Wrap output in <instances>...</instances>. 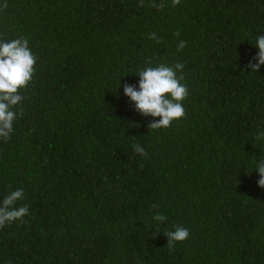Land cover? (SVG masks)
Listing matches in <instances>:
<instances>
[{
	"label": "trees",
	"instance_id": "trees-1",
	"mask_svg": "<svg viewBox=\"0 0 264 264\" xmlns=\"http://www.w3.org/2000/svg\"><path fill=\"white\" fill-rule=\"evenodd\" d=\"M259 34L264 0H0V39L38 58L0 140V198L29 207L0 227V264H264ZM149 62L184 65L167 128L122 94ZM175 225L190 235L170 247Z\"/></svg>",
	"mask_w": 264,
	"mask_h": 264
},
{
	"label": "clouds",
	"instance_id": "clouds-1",
	"mask_svg": "<svg viewBox=\"0 0 264 264\" xmlns=\"http://www.w3.org/2000/svg\"><path fill=\"white\" fill-rule=\"evenodd\" d=\"M149 39H156V34L150 33ZM185 46V42L181 40L177 50ZM252 46L257 52L249 59L245 68L250 69L249 73H256L264 65V34L257 35ZM37 59L27 38L0 39V140H8L14 132V123L19 115L17 105L25 99L21 90L32 81ZM183 68L182 63H157L151 66L149 62L134 75L138 76L136 83L122 85V94L133 106L134 111L143 117L153 118L149 128H167L185 115L183 101L188 95V88L181 82L183 76L177 75ZM120 86L119 78L117 88ZM156 117L159 119L156 120ZM256 139L264 141V129L257 130ZM133 150L141 157L147 156L145 147L140 144H136ZM253 170L259 177L257 186L264 188V158H257ZM23 199V188L11 190L0 198V227L22 220L29 213V207L19 203ZM166 219V216L159 212L153 216L157 223ZM189 235L186 227L175 225L165 236L167 244L171 247L177 242H183Z\"/></svg>",
	"mask_w": 264,
	"mask_h": 264
}]
</instances>
